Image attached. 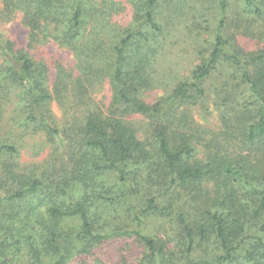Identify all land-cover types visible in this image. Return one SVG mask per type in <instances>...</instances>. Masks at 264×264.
I'll return each instance as SVG.
<instances>
[{
	"label": "trees",
	"instance_id": "1",
	"mask_svg": "<svg viewBox=\"0 0 264 264\" xmlns=\"http://www.w3.org/2000/svg\"><path fill=\"white\" fill-rule=\"evenodd\" d=\"M159 1L140 0L133 24L109 39L105 19L121 11L114 0H0V23L20 16L28 32L27 51L0 44V129L42 133L64 150L60 177L42 173L51 180L45 186L35 170L16 175L2 162L7 200H31L18 226L0 229V264H67L72 251L86 255L119 237L142 245L141 264H264V0H239L247 15L232 19L229 0H216L215 35L198 65L148 104L153 82L146 71L159 46H145L152 45L148 35L163 32L155 22ZM237 36L256 41V49L246 51ZM48 43L75 60L69 70L53 64L52 83L53 65L29 53ZM213 75L218 86L202 89ZM103 85L109 102L93 107L92 93ZM56 100L66 115L62 126L49 108ZM197 101L205 114L216 109V129L193 119L188 106ZM14 145L0 141V156L17 155ZM109 174L117 179L112 193L104 185ZM136 197L146 203L138 212ZM159 199L170 202L159 206ZM179 200L194 212L174 216L175 232L162 226L160 235L143 233L148 214L169 213ZM121 215L136 228L121 225ZM66 219L78 226L66 231Z\"/></svg>",
	"mask_w": 264,
	"mask_h": 264
},
{
	"label": "rangeland",
	"instance_id": "2",
	"mask_svg": "<svg viewBox=\"0 0 264 264\" xmlns=\"http://www.w3.org/2000/svg\"><path fill=\"white\" fill-rule=\"evenodd\" d=\"M118 8L121 6V11L113 15L112 17H106V22H109V31L107 35L109 39L116 38L115 35L121 29L133 24V16L135 5L140 0H114ZM216 0H160L159 5L155 9V22L159 28L163 31L160 35L154 36L148 35L149 40L152 42L151 46H145L151 49L152 46H159L158 54L153 65L150 66L146 73H149V78L153 82L152 87L145 92V101L148 104L154 103L159 97L168 94L177 83L186 80L191 71L198 65L200 55L204 51V48H209L213 36L215 35L217 26V9ZM245 7L243 2L239 0H229L226 14L229 19L236 18L241 15L242 18L246 17ZM89 19L88 21H90ZM114 32V35L112 33ZM27 29L21 25L20 16H16L8 23H0V44L6 40L12 42L15 48L24 49L27 51L28 34ZM152 34V33H151ZM237 43L246 51L256 49V41L250 40L245 37L237 36ZM146 48L142 52V56H147ZM31 55L37 60H47L49 65H55L57 62L64 63V67L69 68L74 66L75 60L73 53L68 49L58 47L55 44L39 45L34 51H29ZM154 58V57H153ZM153 60V59H152ZM3 57L0 55V69H2ZM51 66L49 72V82H54L55 67ZM73 65V66H71ZM218 86L217 76L202 82V89L213 91ZM92 99L95 106H104L109 102L110 92L109 87L106 85L100 89L95 90L92 93ZM59 102L53 101L50 103L52 118L57 122V125L61 126L65 123L62 118H65V111ZM66 104H63L65 108ZM70 102L68 103V106ZM211 105V104H210ZM67 106V109H68ZM92 107V105H91ZM92 107V108H93ZM91 108V109H92ZM211 107V112L208 115L198 110V101L195 106H188L193 119L200 124L216 129L218 127V117L216 109ZM74 110H71V112ZM136 120V118H134ZM136 124L143 127L144 122H141V118H137ZM143 129V128H142ZM19 132H10L8 129H0V141L10 142L18 147V154L13 155L10 159L5 153L0 156V229H7L14 224L18 226L20 222V215L23 216V210L28 202L31 200L30 196L27 199L17 200L16 202H10L7 200L10 185L5 180L4 174L2 175V162L10 163V167H13V171L16 175L24 172L30 173L35 170L37 177H40L43 186L47 185L51 180H58L61 175L60 161L64 158V150L58 151L56 147L46 143V138L42 133L31 134L29 131L18 129ZM143 134V133H141ZM21 136V137H20ZM147 135L141 136L144 139ZM17 139L21 140L22 147ZM55 149V150H54ZM57 150V151H56ZM8 154V153H7ZM12 170V168H11ZM42 173L45 176H52L51 180L42 178ZM104 185L106 189H113L115 191V185L117 179L115 175L109 174L104 176ZM155 187H153V190ZM80 194V193H79ZM78 191H72L70 195L77 199L79 198ZM40 199V197L38 198ZM58 199V198H57ZM67 199V198H66ZM139 201V203L137 202ZM182 200H179L175 204L174 208L161 216L158 214L149 215L144 220L145 229L143 233L152 236L155 234H162L164 231L160 228L162 226L170 233L175 232V215L179 211H185L186 213L192 212L191 207H181ZM69 202V201H68ZM170 202V201H169ZM168 199L157 200L159 206H167ZM71 203V202H70ZM134 206L137 212L145 207V198L136 197L134 200ZM32 204V203H31ZM41 204V203H40ZM39 205V203H38ZM43 205V204H42ZM41 205V206H42ZM43 209V206L41 207ZM40 208V211H41ZM116 212H122L121 207L117 208ZM109 211V210H108ZM194 212V211H193ZM126 216V215H125ZM121 225H126L129 230L136 228L135 223H127L124 215H121V219L118 221ZM66 231L72 230L78 226V223L74 219H66L65 222ZM172 229H174L172 231ZM175 242V238L172 236V242ZM78 245V244H74ZM96 247L90 251V253L83 255L74 251L69 255L67 264H141V257L143 253L142 245L132 237H119L108 238L103 240ZM26 260V258H24ZM21 260L22 263L26 262ZM25 264V263H23Z\"/></svg>",
	"mask_w": 264,
	"mask_h": 264
}]
</instances>
